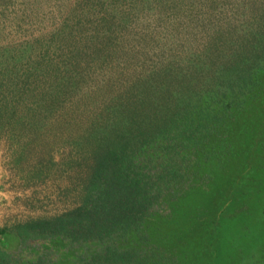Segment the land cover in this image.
I'll return each instance as SVG.
<instances>
[{"label":"rangeland","instance_id":"rangeland-1","mask_svg":"<svg viewBox=\"0 0 264 264\" xmlns=\"http://www.w3.org/2000/svg\"><path fill=\"white\" fill-rule=\"evenodd\" d=\"M114 16L115 22L124 20L111 31L110 43L120 47L104 58L108 63L98 78L82 84L89 97L72 106L78 122L74 117L51 130L55 137L44 158L51 165L41 167L38 157L18 162L12 146L0 145V228L9 229L2 246L18 248L19 222L76 207L87 171L90 118L113 106L115 97L162 92L180 107L189 105L198 116L193 125L212 129L193 153L194 186H185L149 221L152 245L160 249L153 259L264 264V0H0V50L37 40L45 44L64 30L82 48L86 37L107 42L106 22ZM61 45L60 55L75 49ZM244 56V65L256 62L252 71L261 76L259 88L246 92L256 94L255 100L246 95L239 100L238 75L227 71Z\"/></svg>","mask_w":264,"mask_h":264},{"label":"trees","instance_id":"trees-1","mask_svg":"<svg viewBox=\"0 0 264 264\" xmlns=\"http://www.w3.org/2000/svg\"><path fill=\"white\" fill-rule=\"evenodd\" d=\"M115 18L106 22L111 25L108 40L100 44L92 40L95 36L86 37L87 47L82 48L64 30L45 44L37 40L0 50V145L5 141L12 146L18 162L38 157L41 167L51 165L44 160L47 142L55 137L51 130L74 117L78 122L79 112L72 106L89 97L82 84H88L90 76L98 78L108 63L104 58L120 47L110 43L112 29L124 23ZM61 44L75 47L73 53L57 54ZM246 59L241 57L239 66L227 71L238 75L239 100L245 95L255 100L256 94L246 92L259 88L261 76L252 71L256 62L247 68ZM79 60L87 63L81 66ZM130 96L115 97L113 106L87 123L89 156L76 207L56 217L19 222L14 227L19 243L14 251L2 246L9 229L0 228V264H159L153 259L160 249L152 245L149 221L161 215L159 211L185 186L187 190L194 186L193 153L204 146L212 127L193 125L198 116L189 105L180 107L178 99L162 92ZM193 130L201 134L194 137Z\"/></svg>","mask_w":264,"mask_h":264}]
</instances>
